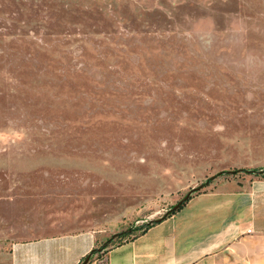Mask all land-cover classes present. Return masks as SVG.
<instances>
[{
  "label": "rangeland",
  "instance_id": "rangeland-1",
  "mask_svg": "<svg viewBox=\"0 0 264 264\" xmlns=\"http://www.w3.org/2000/svg\"><path fill=\"white\" fill-rule=\"evenodd\" d=\"M242 170H264V0H0V247L100 248Z\"/></svg>",
  "mask_w": 264,
  "mask_h": 264
},
{
  "label": "crops",
  "instance_id": "crops-1",
  "mask_svg": "<svg viewBox=\"0 0 264 264\" xmlns=\"http://www.w3.org/2000/svg\"><path fill=\"white\" fill-rule=\"evenodd\" d=\"M101 239L87 229L6 243L0 264H81ZM89 264H264V179L193 194L174 215Z\"/></svg>",
  "mask_w": 264,
  "mask_h": 264
},
{
  "label": "trees",
  "instance_id": "trees-1",
  "mask_svg": "<svg viewBox=\"0 0 264 264\" xmlns=\"http://www.w3.org/2000/svg\"><path fill=\"white\" fill-rule=\"evenodd\" d=\"M242 171H244V170H242ZM237 172H239V171L234 170L233 171V174H235ZM244 172H246V173H255V174H257L256 175L257 177L264 178V170L262 172L263 174H260V175H258V173H257L258 171L257 170H251V171L249 170V171H244ZM223 174H228V172H223L220 175H223ZM197 193H200V192L198 191ZM192 196L193 195H191L186 201H184V203L180 206V208L178 210H172L169 214H167L166 216H164L162 219L157 220L155 223L148 224V225H146L144 227H140L139 229H136V230H134V229H128V230H125L122 233L117 234L115 237L110 238L107 241L106 245H103L100 248L93 249L92 253L90 255H88L85 258V260L81 262V264H83L87 259H90V262H93V260L95 259V257H97L99 259H102V257H104L108 253L109 248L114 247V246L121 245V244L125 243V241H128V240H131V239H133L135 237H138L140 235V233L145 232L150 227L156 225V223L162 222V221L168 219L169 217H171L172 215H174L176 212H178L179 210H181L187 204V201L189 199H191ZM137 232H139V233L136 234Z\"/></svg>",
  "mask_w": 264,
  "mask_h": 264
},
{
  "label": "water",
  "instance_id": "water-1",
  "mask_svg": "<svg viewBox=\"0 0 264 264\" xmlns=\"http://www.w3.org/2000/svg\"><path fill=\"white\" fill-rule=\"evenodd\" d=\"M189 197H190V195H188L184 201H186ZM184 201H182L179 205L174 207L172 210H178L180 208V206L184 203ZM89 262H90V259H87L83 264H89Z\"/></svg>",
  "mask_w": 264,
  "mask_h": 264
}]
</instances>
